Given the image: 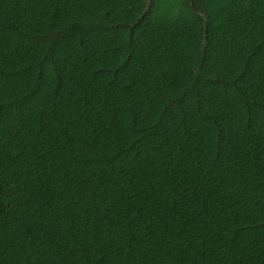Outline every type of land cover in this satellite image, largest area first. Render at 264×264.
Segmentation results:
<instances>
[{"label": "trees", "instance_id": "1", "mask_svg": "<svg viewBox=\"0 0 264 264\" xmlns=\"http://www.w3.org/2000/svg\"><path fill=\"white\" fill-rule=\"evenodd\" d=\"M194 2L0 0V264H264V0Z\"/></svg>", "mask_w": 264, "mask_h": 264}, {"label": "water", "instance_id": "2", "mask_svg": "<svg viewBox=\"0 0 264 264\" xmlns=\"http://www.w3.org/2000/svg\"><path fill=\"white\" fill-rule=\"evenodd\" d=\"M151 0H147V2H150ZM191 6L197 11L198 14L202 15V13L199 11L198 7L196 6L194 0H190ZM207 20V19H206Z\"/></svg>", "mask_w": 264, "mask_h": 264}]
</instances>
